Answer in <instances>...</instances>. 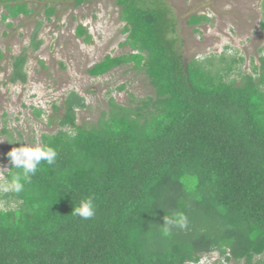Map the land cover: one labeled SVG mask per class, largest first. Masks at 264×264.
Instances as JSON below:
<instances>
[{"label": "trees", "instance_id": "obj_1", "mask_svg": "<svg viewBox=\"0 0 264 264\" xmlns=\"http://www.w3.org/2000/svg\"><path fill=\"white\" fill-rule=\"evenodd\" d=\"M28 1L0 0L1 23L30 16ZM119 6L130 54L106 57L89 75L131 65L153 95L128 105L112 98L91 126H78L87 104L70 95L63 129L42 137L56 149L55 163L42 161L21 194L0 193V264H199L210 255L214 264H264V57L250 73L227 55L187 61L165 0ZM210 21L194 16L188 25ZM77 36L92 44L83 27ZM26 63V55L15 61L11 83L27 82ZM88 195L95 216L71 215ZM175 211L188 226L164 235V218Z\"/></svg>", "mask_w": 264, "mask_h": 264}, {"label": "rangeland", "instance_id": "obj_2", "mask_svg": "<svg viewBox=\"0 0 264 264\" xmlns=\"http://www.w3.org/2000/svg\"><path fill=\"white\" fill-rule=\"evenodd\" d=\"M165 2L176 18L177 37L187 61L220 59L227 55L228 59L244 60L239 66L243 72L250 73L253 64L260 66L264 57V52L261 53L264 50V0ZM27 3L33 11L30 16L5 25L0 19V52L3 54L0 61V171L12 166L6 155L16 143L42 145L43 136L56 135L63 129L60 123L65 115L64 103L72 93L87 104L86 110L77 111L78 126L97 124L112 98L120 105H128L133 98L141 100L153 95L146 76L131 65L99 79L89 75L106 57L130 54L129 47H122L128 35L123 33L125 24L121 20L119 0H93L83 7H77L74 0ZM47 6L56 9L51 18L46 14ZM194 16H207L211 21L191 28L188 23ZM80 27L93 38L92 44H86L84 38L77 36ZM35 38L37 43L42 42L38 51L33 48ZM24 55L27 56L23 69L27 82L13 84L10 81L13 64ZM216 65H219L218 60ZM121 88L125 89L120 91ZM36 110L46 114L39 119ZM4 207L6 205L0 204L1 209ZM215 259V255L210 257L211 261Z\"/></svg>", "mask_w": 264, "mask_h": 264}, {"label": "clouds", "instance_id": "obj_3", "mask_svg": "<svg viewBox=\"0 0 264 264\" xmlns=\"http://www.w3.org/2000/svg\"><path fill=\"white\" fill-rule=\"evenodd\" d=\"M57 155L56 149L50 145L36 143L35 145L21 144L19 147H14L8 153L12 167L3 168V171H0V193L21 194L25 185L30 183L32 176L37 173L41 162L46 161L48 165H53ZM95 201V195H88L80 201L79 206L73 207L71 215L85 220L93 218L96 214ZM9 207L14 208L16 204L12 203ZM164 220V235H169L172 227L186 229L188 226V217L183 211H175L171 215L165 216ZM211 256L213 255L205 257L199 264H214L218 260V256L215 255L216 259L212 261L210 260Z\"/></svg>", "mask_w": 264, "mask_h": 264}]
</instances>
